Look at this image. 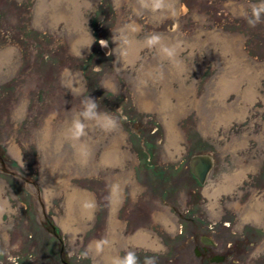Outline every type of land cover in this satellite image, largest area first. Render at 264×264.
I'll use <instances>...</instances> for the list:
<instances>
[{"label": "rangeland", "instance_id": "rangeland-1", "mask_svg": "<svg viewBox=\"0 0 264 264\" xmlns=\"http://www.w3.org/2000/svg\"><path fill=\"white\" fill-rule=\"evenodd\" d=\"M260 2L178 0L181 11L168 14L154 13L140 0H77L91 36L77 51L76 34L68 23L72 0H0V51L14 48L12 57L0 63V246L8 247L17 264H60L61 257L70 264H108L103 255L114 257L138 247L126 240L138 230L157 236L161 252L169 253L185 239L192 220L230 221L236 234L249 233V224L244 227L246 207L258 196L264 200V21L253 29L245 17ZM134 22L139 27L135 36L144 45L138 56L135 45L121 59L120 29ZM215 32L237 38L235 52L260 71L253 74L249 100L235 88L238 71L222 59L232 52L227 53L220 40L211 43ZM153 33L179 36L181 41L171 40L167 46H176L179 57L170 59L157 47H147ZM68 71L76 73L80 84L65 82ZM183 86L189 94L177 105ZM247 86L249 81H243L242 89ZM167 88L170 108L179 107L176 114L141 103L143 94L154 97ZM85 96L97 101L101 113L119 118L118 130L101 133L83 148L87 157L79 146L91 136V126L80 140L70 132ZM223 102L237 106L241 115L213 122V108H223ZM171 125L178 130V140L169 139ZM117 134H122L125 157L120 164H107L101 154ZM65 152L63 163L53 166ZM197 152L215 159L204 184L190 168V157ZM61 170L69 186L90 192L95 203L90 216L75 212L71 226L62 223L70 187L62 184V177L60 183L53 182L48 173ZM236 171L243 172L242 178L232 189L218 191L214 211L209 192ZM117 174L123 176L114 209L121 221L116 228L120 241L96 254V242L110 235ZM160 214L170 217L174 226ZM85 249L89 258L81 260ZM179 251L168 255L182 260ZM0 264L10 262L0 257Z\"/></svg>", "mask_w": 264, "mask_h": 264}, {"label": "bare ground", "instance_id": "bare-ground-1", "mask_svg": "<svg viewBox=\"0 0 264 264\" xmlns=\"http://www.w3.org/2000/svg\"><path fill=\"white\" fill-rule=\"evenodd\" d=\"M72 2L74 3L75 7L72 9L73 11L71 10L72 11L71 16H70L71 19L68 18L70 20L68 23L70 25H72V27L74 28V32H75L76 36H75V39L73 41V44H74V48L78 51V50H80V49H82V48H84L86 46V44L90 40L91 36H90V33H89V31L87 30V28H86V26L84 24L83 18H85V17L84 16L82 17V11L79 10V7L77 6V0H72ZM147 2H150V0H144V3H147ZM167 2H168L169 7L165 11H163V12H166V13L169 14V13H173V12H177L178 13L179 11H181V8H179V6H177L178 0H167ZM54 3H56V2H54ZM80 5H81V3H80ZM41 10L42 9H40V11ZM154 16H155V14H154ZM133 27H135L136 30H137V28H139L138 27V24L136 22H134V23H131V24L127 25L126 27H123V28L120 29V31H121L120 37L123 40L122 49H121L120 54H119V56H120L121 59L126 58L127 57L126 51L127 50H130L131 48H134L135 45L137 46V50H136L135 55L138 56L139 55V49H140L139 47L142 44L144 45V43H143L144 40H140V39H138L135 36V31H132V28ZM212 35H213V37H212L213 39H212L211 43L220 40L222 42L221 44L224 45V47L227 49L226 52L227 53H228V51H231L232 52V56L231 57H229V58L228 57L227 58L226 57H222V59L224 58L226 60V62L230 65V67L232 68L233 71H236V70L238 71V75H236V77H235V83H236L235 84L236 85L235 88H237V90H239V91H241L243 93L244 98L246 100H249L250 97L252 95H254L253 94L254 93L253 91H254V87H255V86L254 87H251V85H252L251 82L253 81V77H255L258 74L260 75V71L257 69V67H255V65H252L249 61H247L244 56H242L240 54H237L235 52L234 45L237 42L236 41L237 38H235V37L232 38V37L222 36V35H220L219 33H216V32L214 34L212 33ZM171 40L181 41V39L179 38V36H175V37H173V39H172V37L164 36V37H162L161 44L163 46H169L171 44ZM145 45H146V43H145ZM177 45H178V43H177ZM156 47L158 48V50H161L160 49L161 45H157ZM13 51H14V48H7L5 50L0 51V63L1 62L8 61L12 57ZM161 53H163V52H161ZM135 55H133V56H135ZM176 57L178 58L179 56L176 55ZM151 71H152L153 74H155L154 70H151ZM139 76H140V72H139ZM256 79H257V77H256ZM65 80H66L65 82L68 85H70V86H75V85L80 84V80L78 79L76 73H74L72 71H68L65 74ZM245 80L249 81L250 87L247 86L246 88L242 89V82L245 81ZM70 86H68V87H70ZM184 87L185 86H183L181 88V90L177 92V96H178V100H179L178 103H177V105L179 103H183V100L185 98L183 94H186L187 93V88H184ZM169 89L167 88V90H165V91L162 90V91L158 92L157 96H154V97L148 96V94L147 95L143 94V96L141 97V103L144 106L155 107V108H158L159 110H162V111H164V110H166V109L169 108V109H172L173 110V113H175V112H177V109L179 107H177V108H173V107L170 108L172 106L171 104L173 102H172L171 96L169 95V92H168ZM145 93H147V92H145ZM187 94H189V93H187ZM223 103L225 104V106L223 108H221V109L220 108H213V111H212L213 112V119H212L213 122H215V121L224 122L227 119H230V118L235 117L237 115H241L240 109L237 108V106H234L233 107V105L232 106L227 105L226 102H223ZM80 119L82 120V122L87 123L86 121L83 120V117H81ZM213 122L210 125H212ZM67 125L68 124L63 125L62 128L63 127H66ZM90 126H91V129H92V131L90 132V135L91 136H88L87 141L85 140L86 143H85L84 146H83V144L81 146H79L80 149L89 148L90 147V144H91L90 141L92 140V138H94V137L96 138L97 136H99L101 133L104 132L101 128H99L98 126L95 125V122H93ZM169 130H170L169 131V139L171 141H173L174 139L176 140L177 139V136L179 135L178 130L175 128L174 125H171L169 127ZM60 134L62 135V132ZM121 136H122V134H117L114 138L111 139V142L106 145V147L104 148V150H103V152L101 154V160L103 162H106L107 164L108 163L109 164L110 163H115V165H117L116 163L120 164L119 162H122L124 160L125 153L121 149V141H120L121 140ZM88 143H90V144H88ZM240 143H241V141H239V140L236 141V144H240ZM75 147L76 148H75V152H74V157L76 158V157H79V155H78V153H79L78 152V149L79 148H78V145H75ZM67 156H68V153L65 152L61 156L60 159H57L54 162V165L53 166H59L60 164H62L63 161H64V158L63 157H67ZM70 159H71L70 160V162H71L73 160V158H70ZM102 161H101V163H102ZM91 163H93V162H91ZM63 171L64 170H61V171H52V172H48V173H50V176L52 177L51 179H53V182L60 183L61 182V178L60 177H62V180H63L62 181V184L63 185H66L67 187H70L69 189H67L68 190L67 191V213H66V216H64V218H62V223H63L64 226H71V225H73V221H74L73 220V217L75 216V212H78L82 216H90L92 214V212H93L95 203H94L93 195L90 192H88L86 190H81V189L76 188V187L69 186L68 182L65 180V176H63ZM242 174H243L242 171H236L231 176L226 175L224 177L223 181L220 183V186L217 189H214L215 190L214 192H209L210 193V196H211V207L213 208L214 211L216 210L215 206H216L217 201H218V199H217L218 191H220V189H226V190L227 189H232L236 185L237 181L242 178V176H243ZM119 175L116 177L117 179L114 177L116 180H115L114 185H113L112 200H111L112 201V204L110 203L111 204L110 235H109L108 239H106V240L109 241L108 248H110L111 250H112V247H113L111 245L115 241H120L119 238L117 237L116 228H117V226L120 225L121 221L116 217V215H114V213H115L114 212V209H115V206H116L117 201L119 199V191H120V187H121L120 186V181H121V179H123L122 178L123 176L121 177ZM127 175H129V174H127ZM47 176H48V174H47ZM57 178H60V179L58 180ZM134 186H135V184H134ZM208 187L209 186H207L206 189H208ZM1 203H2V201H1ZM86 203L92 204L93 207L86 209L84 207V205ZM260 207L262 208L263 211H260V209H261ZM246 212H247V215L245 216V218L250 219V218L253 217V219L255 221H258V222L259 221H262L263 216H264V201H261L260 199L255 198V200H253V202H250L249 206L246 207ZM160 215H161L160 218L163 220V222H165L167 225L170 223V224H172V226H174V223H173V221L171 220L170 217H167V215H165V214H160ZM126 240L127 241H132V242H137V243L140 242V243L148 244V245L155 246V247H156V243H157V239L156 238H153L152 237V234L150 232H148V231L137 232L134 235L127 236L126 237ZM105 250H103V251L105 252ZM103 258L106 259V261H110V262L114 261V257L111 254H107L106 256L103 255Z\"/></svg>", "mask_w": 264, "mask_h": 264}, {"label": "flooded vegetation", "instance_id": "flooded-vegetation-1", "mask_svg": "<svg viewBox=\"0 0 264 264\" xmlns=\"http://www.w3.org/2000/svg\"><path fill=\"white\" fill-rule=\"evenodd\" d=\"M256 198L260 199L259 196ZM260 200L264 201L263 198ZM246 215L247 212H245L244 218ZM226 220L228 219L223 221ZM192 221L190 231L186 237L184 236L185 239L180 240L179 244L172 248V251L169 250L170 254L172 252L175 254L180 249L178 256L179 253L183 255L182 260L178 261L169 256V253H162L160 250L161 241L158 240L156 235V237L152 236L157 239L156 247L140 242L127 241V243L138 246L134 248L133 252L139 257L140 264H143L146 256L156 257L157 264H264V226L259 225L258 227V221L255 222L253 217L246 219L244 224V227L249 224V233L246 235L236 234V230L231 228L230 221L224 224H220L219 221L215 224ZM262 222H264L263 219ZM210 225L212 227L208 228ZM137 232H142V230ZM187 243L188 246L185 251ZM259 244L260 246H258ZM251 249L253 250L252 253L250 252ZM126 252L121 253L120 251V255L114 256V260L122 257ZM61 259V261H58L60 264L62 261L70 264V261H67L65 257H61ZM167 259L168 261H166ZM113 262L108 264H113Z\"/></svg>", "mask_w": 264, "mask_h": 264}, {"label": "clouds", "instance_id": "clouds-1", "mask_svg": "<svg viewBox=\"0 0 264 264\" xmlns=\"http://www.w3.org/2000/svg\"><path fill=\"white\" fill-rule=\"evenodd\" d=\"M141 4L144 7H150V10L154 13H159L165 11L169 5L167 0H150V4L144 3V0H140ZM246 24L249 28H255L258 24L264 21V0H261L260 3L254 4L251 6L248 14L245 17ZM132 31H136V28L133 27ZM162 37L158 34H151L146 39V45L149 48H155L157 45H161V50L163 53L167 55V57L174 58L176 55L177 47H167L161 44ZM82 111L76 116L73 120L70 132L71 136L75 140H80L81 137L85 136L86 128H88L93 122L95 125L101 128L104 132L108 131H116L119 127V118L113 117L107 113H101L99 105L95 99L91 96H85L81 100ZM83 117L82 122L80 119ZM123 119H127V117H123ZM84 157H87L88 152L86 149H82L81 153ZM86 209L93 207L92 204L86 203L84 205ZM212 227L211 225L209 226ZM109 244V241L103 239L96 243L95 252L96 254H100L103 252L104 247ZM0 257H7L10 264H17V257H14L10 254L8 247L0 246ZM89 258V251L87 249L83 250L79 254V259H87ZM113 264H140L139 257L133 251H127L122 257L115 259ZM143 264H157L156 257H144Z\"/></svg>", "mask_w": 264, "mask_h": 264}, {"label": "water", "instance_id": "water-1", "mask_svg": "<svg viewBox=\"0 0 264 264\" xmlns=\"http://www.w3.org/2000/svg\"><path fill=\"white\" fill-rule=\"evenodd\" d=\"M105 50L107 51V46ZM214 163V156L207 152L193 153L190 157V168L201 183L206 181Z\"/></svg>", "mask_w": 264, "mask_h": 264}]
</instances>
